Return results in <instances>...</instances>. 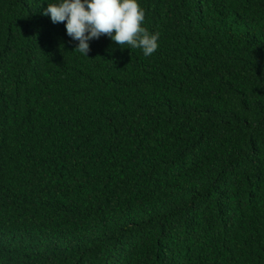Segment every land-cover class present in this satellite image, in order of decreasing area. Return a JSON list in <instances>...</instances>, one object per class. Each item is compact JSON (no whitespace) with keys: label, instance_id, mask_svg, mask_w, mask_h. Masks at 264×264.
<instances>
[{"label":"trees","instance_id":"obj_1","mask_svg":"<svg viewBox=\"0 0 264 264\" xmlns=\"http://www.w3.org/2000/svg\"><path fill=\"white\" fill-rule=\"evenodd\" d=\"M139 2L149 57L0 0V264H264V0Z\"/></svg>","mask_w":264,"mask_h":264},{"label":"clouds","instance_id":"obj_2","mask_svg":"<svg viewBox=\"0 0 264 264\" xmlns=\"http://www.w3.org/2000/svg\"><path fill=\"white\" fill-rule=\"evenodd\" d=\"M44 15L52 23H64L74 50L89 57L90 41L107 35L115 44L140 49L145 57L159 47V34L143 26L145 11L139 0H47Z\"/></svg>","mask_w":264,"mask_h":264}]
</instances>
